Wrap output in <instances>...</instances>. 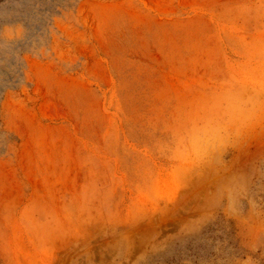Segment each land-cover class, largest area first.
I'll use <instances>...</instances> for the list:
<instances>
[{"label":"rangeland","instance_id":"rangeland-1","mask_svg":"<svg viewBox=\"0 0 264 264\" xmlns=\"http://www.w3.org/2000/svg\"><path fill=\"white\" fill-rule=\"evenodd\" d=\"M0 264H264V0H0Z\"/></svg>","mask_w":264,"mask_h":264}]
</instances>
